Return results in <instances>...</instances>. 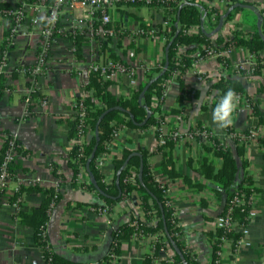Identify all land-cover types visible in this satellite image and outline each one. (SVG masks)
Instances as JSON below:
<instances>
[{
	"label": "crops",
	"instance_id": "0c3cea01",
	"mask_svg": "<svg viewBox=\"0 0 264 264\" xmlns=\"http://www.w3.org/2000/svg\"><path fill=\"white\" fill-rule=\"evenodd\" d=\"M250 2L248 0H238ZM237 2V1H235ZM13 9L20 6L23 0H0ZM209 7L226 10L227 6L216 0H207ZM232 4V3H231ZM230 5V4H229ZM252 5V4H251ZM241 7L233 13L232 22L240 24L244 32L252 33L258 28V20L263 8L259 11L254 7ZM254 8V9H253ZM248 14L243 15V11ZM47 8L41 6L38 12L34 6H26V16L16 27L11 49L8 50V64L5 76V89L0 98V148L6 134L15 136L25 154H17L14 159V175L9 180L5 197L12 196L20 185H38L42 188L54 187L58 184L62 198L50 210L46 233L50 248L68 260L76 263L89 264L100 261L108 252L109 232L114 224L128 219L130 212L139 217L143 212L139 205V195L133 191L126 199L116 202L111 212H102L105 205L97 192L82 184L78 177L72 179L73 172L68 165L69 150L72 138L69 137V123L72 118L74 102L84 95L87 82V72L92 62H114L109 52H113L125 64L132 66L138 83L145 80L151 69L159 66L164 58V40L161 32L154 38L136 35L140 22L159 29L166 18L162 10L148 5H118L112 9V27L118 32L113 40H108L104 51L94 48L93 42L87 37L81 44L80 55L74 53L73 40L69 37L72 32L68 12H63L60 25L64 35L55 36L52 46L46 56V68L38 78L36 98L31 99L29 114L21 117L27 107L30 81L21 71L24 66L33 64L41 47V21L47 14ZM36 18V19H35ZM14 25L13 18L0 11V51L2 41L8 40ZM227 25L220 30V36L228 34ZM230 65L224 67L218 59L195 61L183 75L184 87L197 91L198 95L190 101L177 100L178 80L169 79L164 100L160 106L164 114L163 131L173 129L186 130L196 125H202L211 134L224 138V129H217L212 121L210 98L213 92L207 90L213 82L220 78H235L241 81L249 96L258 102L264 114V64L259 73L246 75L245 69H236L235 64L250 62L248 52L243 48H235ZM146 67V74L140 70V65ZM128 75H119L113 82L115 94L118 87L127 86ZM119 83V84H115ZM46 100L44 106L38 103L37 97ZM178 109L171 112V109ZM160 114V113H159ZM158 115V113H156ZM161 115V114H160ZM264 126H256L250 105L241 100L233 113V124L230 129L245 131L261 130ZM152 126L146 129L126 127L118 129L112 140L110 153L104 163L107 171H112L111 157L119 154L127 145L131 149L142 148L150 152L148 157L151 172L155 178L165 181L167 194L174 208L177 225L181 228V242L196 255L200 264L210 260L211 246L214 241L216 227L213 222L221 212L225 194H217L213 188L216 184L207 181L198 173L199 159L208 154L203 148V141L182 139L175 143L172 149L165 148V153L171 151L176 172L180 174L169 178L160 172V161L163 153L156 150L157 139ZM233 148L234 143H227ZM164 151V150H163ZM264 146L250 143L243 155L244 171L252 175L256 192V215L246 226L243 234L244 242L235 247L233 242L225 240L221 245L220 260L223 264H264ZM56 168L54 171L53 168ZM187 178L189 181L184 180ZM241 177L238 172L237 179ZM202 183L206 187L198 189L193 183ZM191 183V184H189ZM44 199L42 192H28L22 195L20 209L29 211L39 206ZM17 208L6 203L0 206V264H42L43 250L33 239L32 228L18 222L14 216ZM148 241L140 242L134 238L122 242L120 253L111 264H143L146 252L149 250ZM169 257L173 252L167 250Z\"/></svg>",
	"mask_w": 264,
	"mask_h": 264
},
{
	"label": "trees",
	"instance_id": "16d2710c",
	"mask_svg": "<svg viewBox=\"0 0 264 264\" xmlns=\"http://www.w3.org/2000/svg\"><path fill=\"white\" fill-rule=\"evenodd\" d=\"M45 3L47 7L51 6L52 0H46ZM236 3L241 4V6H236L228 12L230 7ZM138 4L142 3H127L124 5ZM155 4L156 2H153L151 5ZM248 5L250 6L251 3L232 0V4L227 6L225 12L219 13L215 8L207 6L203 1L175 0L165 2L163 5L165 17L169 14L172 17L167 30L161 32L165 36L163 45L164 58L159 66L151 69L146 74L145 80L132 90L129 97L123 98L116 95L113 90V82L105 79L99 72L92 70L87 72V82L84 87L87 95L83 98L86 107V120L83 121V124L93 136L92 138L88 137L83 146H73L69 150L68 165L73 172L72 179L75 180L77 177L79 164H81L84 167L89 181L87 184L84 183L82 185L97 192L105 205L109 207L108 212H111L112 205L128 198L133 191H136L139 195V205L143 212L142 217L130 212L126 221L112 226L109 232L108 252L100 260V263L111 264L113 258L110 257V254L118 256L123 241L148 234L154 235V237L152 246L144 256L143 264H155L154 258L158 256L159 250L163 247H169L173 252V261L168 262L162 260V264H200L196 255L191 253L181 242L180 235L182 230L177 225L174 208L169 205V197L165 194V188L160 186L151 172L148 162V157L151 155L150 152L142 148L131 149V146L127 145L119 154L114 155L112 158L113 176L109 186L103 181V175L96 167L95 160L99 154L107 151L105 149V142L111 140L118 125L122 124L134 129H146L150 126H155L156 130L154 132L157 139L160 131L159 128L165 122L164 114L161 113L160 106L164 100L165 88L168 85L170 77L175 74V78L178 80V101L186 102L190 101L192 97H196L198 92H194L192 89H186L182 77L193 62L208 55V49L222 50L229 45L243 47L255 56L256 64L254 74L259 73L260 68L264 64V60L261 57L262 52H264V18L262 16H260L259 27L250 33L249 36L233 33V36L227 39L228 36L222 37L220 36V32L215 33V31L211 33L202 27L203 17L208 15V10L216 12L217 20L215 28L222 18V28L226 21L231 19L233 13L240 10L241 7ZM251 7L253 6L251 5ZM7 10L8 6L0 3V11L6 13ZM41 24H44V19H42ZM139 25L140 28L147 31V28L150 26L144 21H141ZM193 25L198 27L197 32L188 33L183 31V27L189 28ZM57 27L62 28L59 22L57 23ZM70 33L69 37L73 40L74 53L79 56L83 39H87L85 29L75 28ZM64 34L63 30L60 34L54 32L53 37ZM212 39H215V42H212ZM97 40L99 44L98 51L101 52L107 49L106 44L110 39L100 40L97 38ZM7 42V40L2 41V49H11V46ZM201 46H204V48ZM109 55L114 61L118 59L113 52H109ZM178 55L179 58L177 57ZM218 60L224 67L229 65L223 57H218ZM118 62L124 63L122 60ZM124 65L126 64L124 63ZM165 65L166 68L164 69ZM4 81V74H0V98L5 89ZM145 87L146 89L143 91ZM229 88L233 89L236 94L242 95L243 101L250 105L252 116L256 119V126H264V114L261 112L258 102L247 94L240 80L235 78L217 79L210 84L207 92H213L212 97L218 100ZM28 95L27 110H30L31 99L36 97L33 92H30ZM214 106L215 100L212 101L211 108L213 109ZM177 110L173 108L171 112L173 113ZM148 113H150L148 119L142 123ZM68 123L70 127L68 135L70 138H73L78 130L79 122L76 116L74 117L72 115ZM224 130L232 131L233 129L228 127ZM242 133L247 134L248 130L242 131ZM209 134L208 140L211 141L212 145L209 146L207 143H203L202 145L215 159L209 153L203 155L198 161L197 171L207 181L216 184L213 190L217 194L221 191L224 192L225 201L223 210L220 213L222 214L227 209H230L232 218L239 227H242V225L247 223L246 217L251 209L250 203L248 202L249 196L258 191L253 184L252 175L244 171L246 161L243 159V155L248 144L239 143L234 140V147L231 148L224 146L217 136H211ZM6 137L7 139L4 140L0 148V162L2 161L4 151L7 149L8 138L11 139L12 135L8 133ZM257 143L259 148L264 146V134L258 137ZM174 145L175 142L171 137L166 136L165 144L155 147L156 150L160 149L164 152L160 161L161 174L172 179L180 176V174L175 170L171 151L165 153V148L172 149ZM14 149L16 155L26 153V150L22 149L17 139L15 140ZM79 151L81 153L80 156H78ZM127 158L129 159L127 160ZM14 159L8 164L10 179L14 175ZM126 160L127 163L124 164ZM53 170L55 171L56 168L54 167ZM238 172H241L239 179L236 178ZM126 177H131L133 183L126 181ZM184 180L189 181L186 177ZM192 186L198 189H204L206 187L205 184L200 182L193 183ZM28 192H42L44 199L39 206L31 208L29 211H23L19 208L21 198L23 194ZM235 196L240 199V202L233 201ZM61 198L62 194L55 187L42 188L38 185H20L17 191L8 197L7 203L13 204L17 202L18 209L14 213V216L18 219L19 223L32 228L34 242L43 249L44 259L47 260L49 258L53 264H82L73 262L54 253L50 248L46 226L52 204L55 205ZM153 219H155V222L151 224ZM213 235L214 241L211 246L210 260L207 264H215L217 251L220 249L223 240L228 239L235 246L236 241L242 236V233L239 230L225 231L221 228H216Z\"/></svg>",
	"mask_w": 264,
	"mask_h": 264
},
{
	"label": "built area",
	"instance_id": "2783aa9c",
	"mask_svg": "<svg viewBox=\"0 0 264 264\" xmlns=\"http://www.w3.org/2000/svg\"><path fill=\"white\" fill-rule=\"evenodd\" d=\"M46 0H23V3L13 9H8L6 11L7 14H9L13 18L14 25L11 28L9 39L7 40L8 45H11L14 33H16V27L20 24V22L25 18L26 16V6H34L35 12H38V8L41 6H44L47 8V14L44 16V24L41 25V47L39 49V52L37 54L36 60L33 64L29 66H24L21 68V71L26 74L29 78V92H33L36 89V84L38 82V78L44 73L46 68V56L50 50V47L52 46L53 42V34L54 32H57L60 34V32L63 30L62 28L57 27V23L60 21V17L63 12H68L70 17V23L72 32L75 28H82L85 29L86 36L93 42L94 48H99L98 40H113L117 37L118 32L112 27V9L115 8L118 5L121 4H133V3H142L144 5L150 6L153 2H156L155 5H151V7L162 10L164 12V3L168 1H175V0H52L51 6L47 7V4L45 3ZM197 1H203L207 2V0H197ZM219 3L228 6L232 3V0H216ZM252 6L256 10H260L263 8L262 2L263 0H248ZM219 13L225 12V10H220L218 7H213ZM94 14L97 16L94 17ZM264 18V12H261V15ZM172 15H167L164 21L162 22L163 25L159 29H151V30H144L142 28H138L136 30V35L142 36V37H150L154 38L156 33L158 32H164L167 30L168 26L170 25ZM36 19V18H35ZM216 12H211L208 10V15L203 17L202 27L206 31L212 32L213 29H215L216 26ZM227 25L228 28V34L225 36H228L231 38L233 36V33H237L244 36H249L246 32H244L243 27L238 24L237 22H232L231 19L226 21L224 24ZM223 25V26H224ZM222 26V27H223ZM198 27L196 25H193L189 28L183 27L184 32L188 33H194L197 32ZM221 30V28H220ZM220 30L216 31L215 33H219ZM217 35V34H216ZM163 40L165 41L164 34ZM226 39V40H227ZM212 42H215V39H212ZM215 44V43H214ZM204 48V46H201ZM235 48H243V47H235L232 45H229L227 48L222 50H217L210 48L207 50L208 55L206 57H201L198 60H206V59H218V57H223L228 64L230 65V58L232 57V53L235 50ZM245 49V48H243ZM248 52V51H247ZM8 50L5 48L0 51V74H4L7 70V64H8ZM248 56L250 59V62H247L246 65L244 64H235L234 67L236 69H242L244 68L246 75H253L255 70V56L248 52ZM179 58V55L177 56ZM261 57L264 60V52H262ZM197 60V61H198ZM224 62V61H223ZM221 63V62H220ZM194 64V62H193ZM192 64V65H193ZM89 70L97 71L99 72L105 79H109L112 82H115L119 75H128L129 82L127 86H123L121 88L118 87L119 93H117L118 96L126 98L131 95L132 90L136 88V86L139 84L137 76L135 74L134 68L130 65H124L122 62L114 61L109 63H103V62H92L89 66ZM140 70L143 72V74H146V67L142 64L140 65ZM175 78V74H173L170 79ZM116 85L119 83H115ZM118 86V85H117ZM167 86L165 88L164 96L166 94ZM87 95V91L84 89V95L82 97H79L74 102V109H73V115L76 116L79 126L78 130L76 131L75 135L72 138V147L73 146H83V144L86 143V140L88 136L91 134L89 129L83 124V121L86 120V107L83 102V98ZM238 102L243 100L242 95L237 94ZM38 103L42 106H44L47 102L44 98L38 96L37 97ZM244 102V101H243ZM249 105V104H248ZM29 110H27V107L24 111L23 116L21 119H24L28 114ZM154 130H156L155 126H152ZM163 125L160 126L159 135L157 138L156 146H163L166 141V136L171 137V139L176 143L182 139H186L188 141L195 140V139H201L204 143H207L209 146L212 145L211 141L208 140V131L207 129L202 125H196L186 130H178L173 129L169 131H163ZM126 128L125 125H118L117 130L113 133V136L111 140L105 142V149L106 152H102L98 155V157L95 160L96 167L100 170V172L103 175V181L109 186L111 184L112 176H113V168L110 173L107 171V166L104 163L106 155L110 153V149L112 148V140L113 137L116 135L118 129H124ZM262 129L259 131L257 129H251L248 131L247 134H244L240 131H224V138H218L221 140V143L224 146H228V142L233 143L234 140L238 141L239 143H247L248 145L250 143L257 144L258 137L262 136L264 134V127H261ZM213 135V134H209ZM215 136V135H213ZM7 139V137H5ZM15 140L16 137L12 136L11 139L8 138V146L7 149L4 151L2 161L0 162V206L7 203V199L5 197L4 191L6 190L8 186V182L10 180L9 172H8V164L10 161H12L15 158ZM80 150V149H79ZM81 153L79 151L78 156H80ZM112 158L109 161L112 164ZM78 179L84 182H87L88 178L86 176V173L84 171V167L79 164V173L77 175ZM126 181L132 182L133 179L131 177H126ZM155 180L160 184L162 188H165V194H167V184L165 181H162L161 179L155 178ZM57 191H59L58 184L54 186ZM234 202H240L239 198H236V196L233 198ZM248 202L250 203L251 209L248 212L247 215V223L245 225H242V227H239L232 218L230 212V209H227L224 213H219L218 216L215 218L213 224L216 228H221L225 231H231V230H239L242 233V236L236 241L235 247L239 246L243 242L245 244H248L243 239V234L245 233V229L247 224L250 222V220L255 217L256 215V193L249 196ZM18 209L17 202L12 204ZM169 205H171V200L169 199ZM54 205L52 204V207ZM108 206L104 205L101 210L102 212L108 211ZM223 210V207H222ZM221 210V211H222ZM155 219L151 221V224H154ZM154 235H140L139 237H133L135 240H138L140 242L148 241L150 243L149 248L152 246V240ZM225 242V240H223ZM185 246V245H184ZM186 247V246H185ZM43 250V249H42ZM167 250H169V247H163L159 250L158 256L154 258L155 264H162V260L172 262V256L169 257ZM220 249L217 251V259L215 260V264H223L220 260ZM110 257L113 258L112 262L116 259L115 254H110ZM43 263L42 264H53L51 260L48 258L47 260L43 257ZM89 264H103L100 263V261L91 262Z\"/></svg>",
	"mask_w": 264,
	"mask_h": 264
},
{
	"label": "clouds",
	"instance_id": "9594fccd",
	"mask_svg": "<svg viewBox=\"0 0 264 264\" xmlns=\"http://www.w3.org/2000/svg\"><path fill=\"white\" fill-rule=\"evenodd\" d=\"M215 100V106L212 110V121L217 129L223 130L233 124V113L237 109L238 97L236 92L229 88L218 100L215 97L210 98V102Z\"/></svg>",
	"mask_w": 264,
	"mask_h": 264
},
{
	"label": "water",
	"instance_id": "95a60500",
	"mask_svg": "<svg viewBox=\"0 0 264 264\" xmlns=\"http://www.w3.org/2000/svg\"><path fill=\"white\" fill-rule=\"evenodd\" d=\"M236 6H241V4H239V3L234 4L233 6L230 7V9L228 10V12H230V10H231L232 8L236 7ZM259 24H260V16H259V20H258V27H259ZM221 25H222V18H221L219 24L217 25V27L215 28V30H213L211 33H214L215 31L220 30ZM165 68H166V65H165L164 69H165ZM145 89H146V87L143 89V91H144ZM143 91H142V92H143ZM149 115H150V113L147 114L146 119H145L142 123H144V122L148 119ZM92 136H93V134H90L88 137H89V138H92ZM128 159H129V158H127V160H128ZM127 160L124 162V164L127 163Z\"/></svg>",
	"mask_w": 264,
	"mask_h": 264
},
{
	"label": "rangeland",
	"instance_id": "374dc122",
	"mask_svg": "<svg viewBox=\"0 0 264 264\" xmlns=\"http://www.w3.org/2000/svg\"><path fill=\"white\" fill-rule=\"evenodd\" d=\"M242 14L245 15V14H248V13L244 10Z\"/></svg>",
	"mask_w": 264,
	"mask_h": 264
}]
</instances>
